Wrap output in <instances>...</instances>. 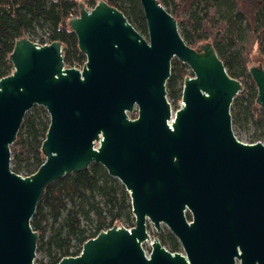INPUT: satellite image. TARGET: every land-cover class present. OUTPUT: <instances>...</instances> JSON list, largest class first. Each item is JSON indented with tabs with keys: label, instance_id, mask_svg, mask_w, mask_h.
Returning <instances> with one entry per match:
<instances>
[{
	"label": "water",
	"instance_id": "1",
	"mask_svg": "<svg viewBox=\"0 0 264 264\" xmlns=\"http://www.w3.org/2000/svg\"><path fill=\"white\" fill-rule=\"evenodd\" d=\"M139 4L147 37L105 0L78 3L68 25L85 56L81 68L65 65L60 41H14L12 71L0 77V264H36L30 220L43 189L91 162L129 193L134 225L102 229L56 264H234L239 227L263 225L264 141H241L232 129L240 80L209 41L186 43L159 0ZM172 58L191 72L174 110L165 86ZM249 66L264 111L262 60ZM33 105L49 117L44 160L22 175L10 167V145ZM147 220L156 230L165 224L182 252L151 236ZM237 256L254 264L248 253ZM257 260L264 264L262 251Z\"/></svg>",
	"mask_w": 264,
	"mask_h": 264
},
{
	"label": "trees",
	"instance_id": "2",
	"mask_svg": "<svg viewBox=\"0 0 264 264\" xmlns=\"http://www.w3.org/2000/svg\"><path fill=\"white\" fill-rule=\"evenodd\" d=\"M96 1L81 2L93 6ZM105 1L122 11L147 37L139 0ZM159 1L176 18L186 43L196 47L209 41L228 73L240 80L242 90L230 106L232 125L253 124L251 142L264 138V111L255 102L256 86L249 74L252 51L257 49L264 59V0ZM201 1L204 3L199 6ZM78 3L79 0H0V77L12 71L9 53L14 41L35 28L46 30L36 36L40 40L46 35L50 42L57 40L65 46V65L81 66L85 56L68 25L69 18L79 12ZM189 74L188 65L172 58L165 84L168 98L180 100L183 79ZM48 123V114L42 106L33 105L25 113L10 145V167L14 172L30 175L42 163L44 155L40 147ZM117 223L134 225L129 193L100 163L91 162L85 169L48 183L30 220L37 232L36 252L44 256L37 264H56L63 256L78 254L86 239ZM156 236L170 251L181 247L167 229Z\"/></svg>",
	"mask_w": 264,
	"mask_h": 264
},
{
	"label": "flooded vegetation",
	"instance_id": "3",
	"mask_svg": "<svg viewBox=\"0 0 264 264\" xmlns=\"http://www.w3.org/2000/svg\"><path fill=\"white\" fill-rule=\"evenodd\" d=\"M159 232H163L161 231V228L157 230L155 229L154 236ZM238 232H241L242 235L239 236V240H237L235 244V252L237 254H234L233 256L234 264H240L237 255L243 253H248L253 258L254 264H258L257 259L261 251L264 255V223L261 225L259 221L251 220L246 227H239Z\"/></svg>",
	"mask_w": 264,
	"mask_h": 264
},
{
	"label": "rangeland",
	"instance_id": "4",
	"mask_svg": "<svg viewBox=\"0 0 264 264\" xmlns=\"http://www.w3.org/2000/svg\"><path fill=\"white\" fill-rule=\"evenodd\" d=\"M81 1L82 0H79V2H81ZM203 3L204 2L201 1L200 4H199V6H202ZM223 9H224V7H222V10ZM45 31H46L45 29L35 28V31L34 32H29L25 36L28 37L29 39L31 37H36V36L40 37V35H42ZM250 57H251L250 58V63L252 62V60H262V64L264 66V59L259 54V52H258L257 49H254L252 51ZM250 63H249V65H250ZM81 66H79L77 68H81ZM190 74H191V72H190ZM168 100H169V102L171 104L172 110H174L175 108L178 107L180 100L174 101V100H172L170 98H168ZM134 114H136L135 113V108H134V110L131 113H129V117H132ZM232 129H233V132H234L235 136L239 140L244 141V142H251V138L253 136V133H254V130H255V126L253 124H250V123H248V124H246L244 126H241V125H238V124H235V125L233 124L232 125ZM263 140H264V138H262L260 141H263ZM132 217H133V214H132ZM147 224H148L149 229H150V232H151V233L149 232L150 235L151 236H154L155 235V233H154L155 232V227L148 220H147ZM160 228H161V231H165L167 229L166 225L163 224V223L160 224ZM143 247H144V249H146L147 251H149V243L143 244ZM40 259L43 260L44 259V256H43V253H41V252L38 251V252H36V256H35V262H36V264L38 263V261Z\"/></svg>",
	"mask_w": 264,
	"mask_h": 264
},
{
	"label": "built area",
	"instance_id": "5",
	"mask_svg": "<svg viewBox=\"0 0 264 264\" xmlns=\"http://www.w3.org/2000/svg\"><path fill=\"white\" fill-rule=\"evenodd\" d=\"M92 6H87V8H91ZM32 41H35V42H37V43H41V44H45V43H48V42H50L48 39H47V36L46 35H43V38H42V40H40L38 37H36V38H34V39H31ZM264 141V140H263ZM145 243H149L148 241H145V242H143V244H145ZM142 244V245H143ZM145 251H146V253L148 254L149 253V251H150V243H149V251H147L146 249H145ZM178 251H181L182 252V248L180 247V249L178 250Z\"/></svg>",
	"mask_w": 264,
	"mask_h": 264
}]
</instances>
